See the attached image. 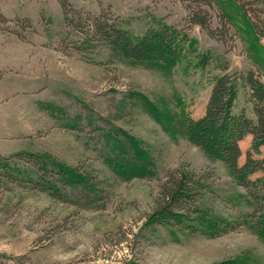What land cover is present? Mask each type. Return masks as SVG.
<instances>
[{
    "label": "rangeland",
    "instance_id": "obj_1",
    "mask_svg": "<svg viewBox=\"0 0 264 264\" xmlns=\"http://www.w3.org/2000/svg\"><path fill=\"white\" fill-rule=\"evenodd\" d=\"M241 1L248 16L233 0H69L92 14L109 11L135 36L171 26L181 55L161 69L114 58L100 44L76 47L61 0H0V264H264L244 188L169 122L200 118L218 75L253 71L264 82V37L252 24L264 25V0ZM246 91L235 110L254 117ZM111 126L148 152L146 167L113 171L104 159ZM240 144L243 162L252 136ZM260 150L252 152L263 159ZM18 152L90 172L97 193L61 182L63 195L50 193ZM181 170L206 177L198 209L183 223H148L162 185ZM199 208L220 221L218 234L209 235L215 227Z\"/></svg>",
    "mask_w": 264,
    "mask_h": 264
},
{
    "label": "trees",
    "instance_id": "obj_2",
    "mask_svg": "<svg viewBox=\"0 0 264 264\" xmlns=\"http://www.w3.org/2000/svg\"><path fill=\"white\" fill-rule=\"evenodd\" d=\"M233 1L248 16L247 4L241 0ZM61 4L66 27L75 34L72 42L81 50L100 44L107 47L114 58L156 64L161 69L173 66L180 58L181 47L175 38L176 31L171 26L163 24L158 28L151 27L143 35L135 36L116 17L110 15L109 11L102 10L92 14L72 8L69 0H61ZM194 17L200 24L207 21L206 16L196 14ZM252 24L257 33L264 37V25L253 20ZM241 87L246 88L249 100L253 103L254 117L245 111L235 110ZM138 96L144 101L145 108L150 109L151 102L146 101L141 94ZM169 122L175 134L189 139L205 151L209 158L221 161L237 184L244 188L246 201L252 207L249 214L254 222L253 229L264 239V178L253 177L258 171L264 170V158H257L252 152L259 153L264 145V82L253 71L218 75L215 77L206 110L200 118L177 114L172 115ZM248 135L252 136V144L246 152L245 160L241 162L243 151L240 143ZM104 137L109 148L104 159L117 175H130L141 164L146 167L151 162L148 152L120 128L111 126L104 133ZM16 155L33 163L38 172V180L44 181L46 190L54 195H63L59 182L63 186L81 188L88 195L97 193L98 189L90 172L51 159L46 154L18 152ZM8 164L2 162V166L10 171ZM49 168H52L49 170L50 179L46 178V170ZM204 187L206 177L196 172L181 170L173 174L162 185L161 198L148 216L147 222L167 223L174 220L183 223L191 219L190 212L198 209L196 203ZM198 211L202 213L201 208ZM201 215V220L208 221L215 227L210 230L209 235L218 234L220 221L209 219L206 213ZM229 264L240 263L235 260Z\"/></svg>",
    "mask_w": 264,
    "mask_h": 264
}]
</instances>
